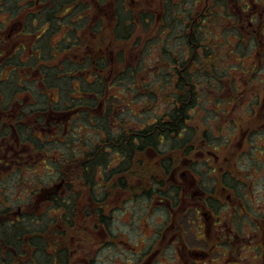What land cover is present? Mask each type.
I'll use <instances>...</instances> for the list:
<instances>
[{
    "label": "trees",
    "instance_id": "16d2710c",
    "mask_svg": "<svg viewBox=\"0 0 264 264\" xmlns=\"http://www.w3.org/2000/svg\"><path fill=\"white\" fill-rule=\"evenodd\" d=\"M77 1L0 0L2 30L5 32L13 23L22 22L18 30L21 44L0 64L3 79L0 80V90L4 96L12 88L18 91L16 132L40 154L43 170L56 173L51 185H59L61 179H65V186L67 184L71 189L65 204L61 201L55 203L56 207L64 206L68 232L75 234L77 231L76 235L85 231V228L75 227L79 223L74 222L78 218L76 209L81 201L91 202L87 199L92 196L89 191V197H83L81 190L73 191L81 188L79 182L89 187L98 181V206L94 217L87 222L89 227L97 222L94 229L98 232L101 228L111 230L112 213L116 215L120 207L115 206L114 201L122 196V191L128 196L124 202L130 201L135 206H147L159 198L160 201H170L175 207L176 203L170 200L171 194L180 190L172 188L171 179L167 181L173 162L179 157H191L201 146L207 145L208 149L218 152L224 145L219 138L229 140L230 133L222 135L230 125L240 130L244 127V131L248 125L245 118L241 117V122L228 118L229 112L220 105L237 101L238 81L242 75L252 82L264 72V55L261 56L264 51L260 52L264 50V0H210L209 7L202 14L196 12L200 0H177L163 5L167 14L159 17L158 31L154 24L156 14L139 17L125 13L119 4L113 8L112 2L96 0L99 7L107 4L106 15L112 24L105 33L102 18L98 17V23H94L99 33L97 40L91 38L89 30L74 22V14H69ZM186 2L190 7L188 11L182 6ZM253 5L258 6L262 17L259 14L243 15L257 11L250 8ZM145 16L149 22H145ZM237 21L240 26L235 27ZM242 21L247 22L245 25L252 22L253 27L244 30ZM59 32L63 36H59ZM228 35L237 37L236 45L230 44ZM150 40H153L152 44ZM3 41H7L5 34ZM249 43L251 47L246 46ZM243 44L245 47H240ZM148 45L152 48L146 55ZM90 49L99 53L96 64L91 61L93 52H88ZM239 53H248L252 62H245L242 56L235 58L234 55ZM150 55L153 58H149ZM157 59L162 60V70L156 64ZM254 66L257 67L256 74L251 72ZM11 68L17 71L11 72ZM158 70L165 77L161 83H158ZM144 73L156 74L157 82L146 87L145 91L135 92L133 85L141 86L139 80ZM108 76L110 78L106 80ZM23 93L30 99L25 100ZM135 97L140 99L139 104L134 103ZM257 98L254 99L256 102L250 103L253 106L249 114L254 113L255 106H260ZM204 101L214 104L216 116L227 115L220 137H215L206 123L203 125L194 119L196 109H207L202 104ZM3 102V109L10 107L8 98ZM124 105L130 108L128 115L123 113ZM56 114H69V119L67 122L65 119L59 122L48 119ZM94 124L96 127L92 126ZM46 127H56L55 134L41 132L39 135L38 129ZM0 129L2 135L11 133L10 128L8 131L3 125ZM89 129H93V134H87ZM73 131H77L78 137ZM80 148L86 159L81 165L83 178L76 177V172H67V164L80 156ZM194 169L201 173L197 165ZM208 172L212 170L207 168ZM229 177L233 179L231 175ZM44 179L47 177L39 175L32 179L18 175L13 186L2 184L7 188H0V208H5L4 199L10 195V190L14 193L21 189L24 197L29 191L44 189L48 184ZM23 197H19L20 204L25 202ZM93 201H96L94 197ZM3 212L4 209L0 210V214ZM166 213L169 216L168 211ZM37 222L47 235L50 224L52 227L58 224V221L52 223L45 214L38 215ZM24 227L19 228L20 233L26 231ZM35 237L38 249L43 248V251L44 235ZM57 255L63 264L68 261L67 250L61 249Z\"/></svg>",
    "mask_w": 264,
    "mask_h": 264
},
{
    "label": "flooded vegetation",
    "instance_id": "af4514ba",
    "mask_svg": "<svg viewBox=\"0 0 264 264\" xmlns=\"http://www.w3.org/2000/svg\"><path fill=\"white\" fill-rule=\"evenodd\" d=\"M37 1L38 0H36V2ZM104 1H106V3L112 2L114 4L113 8L119 4L124 8L125 13L137 14L139 17L144 14H156V22L154 24H156V29L158 31L160 26V24H158L160 20L159 17H161L162 14H167V10L164 9L163 5L175 3L177 0ZM248 2H253V0H248ZM106 3L102 4V7H99L96 0H79L73 3L69 14H74V22H78L83 29L89 30L91 38L97 40L99 33L94 23L99 20L98 17L102 18V31L105 33H108V28L112 26L110 23L111 18L106 15L108 12ZM209 3L210 0H200L197 6L198 9L196 10L197 14L204 13L207 7H209ZM182 6L185 11L190 9L187 2ZM250 8L257 10L258 6L253 5ZM252 14L258 16V10L248 14L244 13L243 15L251 16ZM1 16L2 14H0V23ZM262 16L263 14L261 13L260 17ZM145 18V22H149L148 17L145 16ZM239 19L241 20V17ZM18 22L13 23L9 28L10 30L8 29L5 32L2 30V27H0V64L7 56L13 54L18 48V45L21 44L18 41V35L20 34H18V30L22 26V22ZM243 23L245 25L247 22L242 21V24ZM234 25L237 27L239 25L238 21ZM243 27H253V24L252 22H248V24ZM67 28L68 27H66V30ZM63 32L64 30H62V33ZM154 32L155 31H153V33ZM4 34L7 40L5 42L3 41ZM61 35L63 36V34L59 32V36ZM156 35L155 37L157 38ZM54 39L56 41L57 38ZM90 51L93 52L91 61L96 64L99 53H95L94 49H90L88 52ZM160 61L162 60L157 59L156 62L159 67L162 65ZM10 71H17V69L11 68ZM4 75H7V72ZM1 77L2 76H0V80L2 82L3 79H1ZM109 78L110 76L106 77V80ZM19 95L18 91L14 88H12L10 92H7L5 96L3 95L2 89L0 90V125L5 126L8 131L10 128L11 132L9 135H6V133L2 135L0 129V179L3 177L16 178V175L32 179L35 176L39 177V175L44 177L53 175L55 178L56 173L54 171H44L43 173H39L38 170L35 171L34 166L37 163H41V156L34 151L31 144L21 140L16 132L17 129L15 125H18L17 120L19 115ZM52 95L53 92L50 96ZM22 97L25 100L30 99L25 93L22 94ZM94 97L98 98L99 95H95ZM6 98L10 101V107L3 109L2 104H4L3 101ZM97 111H99V108ZM48 119H56L58 122L61 119H65V122H67L69 114L50 115ZM49 123L50 121L48 124ZM92 126L96 127L95 124ZM241 127L242 126H240V128ZM242 129L243 128H241V130ZM38 131L39 135H41V132L53 135L55 134L56 127L41 128L38 129ZM79 131L84 132L85 130ZM91 131H93V129H91ZM249 131H251V128L247 126L242 133V137L239 139H229L224 142L223 147H225V150L216 152L201 146L191 157H186L185 159L179 157L177 162H173L174 165H172V170L168 173L169 176L167 181L171 179L172 188L174 186L180 190L179 193L172 192L171 194L170 200L175 202L176 206L173 207L170 201H160L159 198L158 200L154 199L150 205L142 206L146 208L164 207L167 208V210L163 209L166 214V220L162 223V228L155 233V238L150 245H145L138 251L135 250V247L131 246L128 240L122 239L118 233H114L112 230L108 231L105 228H101L99 232L95 230L94 228L97 222L91 223L90 227L87 225L88 220L94 217L95 207L98 206V181L93 182L91 185L88 184L89 187H85L82 185L83 183L79 182L78 185L81 186L82 189L75 188L73 191L77 193L81 190L83 192V197H89L90 193L96 199V201H93V197L91 196V199H87V201L91 200V202L81 201L76 209L78 218L74 222H79L78 224H81V227H78V224L75 227L83 228V230L85 228V231L82 233L90 234L92 238L90 242L93 241L91 250L82 252L79 257V260H81L80 264H99L101 260L100 253L103 250L117 247H119V250H123L124 253L129 251V249L134 250L130 253L131 256H129V254H127V256L126 253L124 254L126 256H122L124 261L121 264H170L167 262L168 258L165 257L168 248L162 250L161 247L158 248V245L166 237L167 234H165V231L168 228H175L176 226H178V233L172 236L169 243V247L174 250L172 251L173 264H205L207 260V262L211 261L209 264H212L215 260L219 261L218 259H222V257H225L226 260L219 264H247V262L244 263L241 256H238V254L241 253L237 251V247L232 250L233 243L235 246L244 243L248 244L251 249L253 248L256 251L255 257L253 256L254 264H264V207H252L249 205L250 203L247 202V194L244 193L247 183L242 177H240V179L236 176L238 173H242V168H238V162L241 163L240 160H242L244 156L238 159V162L235 161L234 164V157H237V155L233 157V151L230 152L234 145L237 146V148H242L245 146V143H247V149L243 150L241 153H248V150L252 147V139H250V137L254 135V133H249ZM82 152L83 150L80 148V155L84 159V161H82L84 163L86 159ZM156 163L158 165V162L155 161V165ZM42 165L44 166V164ZM196 165L201 169V173L194 169ZM203 168H206V170H203ZM207 168L211 169L212 172L207 173ZM226 172L229 174H225ZM248 174L251 175L252 172L249 170V173L247 172V175ZM230 175L233 179H230ZM78 176L81 178L84 177L81 170L76 172V177ZM156 176H158V172ZM98 177L99 174L97 172L96 178ZM51 183L53 182H48L44 189L37 191L33 190L34 192L32 193L29 191L27 197L25 196L22 199V201L25 202H22V204H19L16 208L13 201H18L19 198L13 201L11 199H4L5 208H0V210L4 209V212L0 214V224H3L0 227V264H22L24 259H27V263L35 264V262L38 261L36 255H41L44 251L49 259L47 264H63L57 255V252L61 249L64 251L67 250L69 256L68 261L66 260L64 264H72V251L67 249L65 244L68 239H73L74 241L78 240L77 236H81L82 233L76 235L77 231H75V234H70V232H68V227L65 224L67 223L65 220V208L61 205L56 207L55 203L61 201L65 204L71 189L67 188V184L65 186V179H61L59 185L56 184L52 186ZM241 187H244L243 190ZM0 188L6 189L7 187L1 184ZM94 194H96V196H94ZM126 194L125 191H122V196L118 199L123 202L126 199ZM35 197H37L36 200L34 199ZM35 201H37V203ZM126 203L133 204L130 201H125L124 204L126 205ZM112 206H114V204H112ZM242 208H245L247 211H242V215H240L239 212ZM251 209L256 210L257 214L251 216L248 221L246 219L247 213ZM87 211H89L91 216H88L89 214H87ZM167 211L169 216H167ZM40 214H45L52 223L58 221V224L53 225V227L50 224L48 228L49 235L45 234L44 230L39 228L37 217ZM112 215L114 220L112 222L113 225L116 219L114 217L115 214L112 213ZM181 216H183V218H181ZM238 224L243 225V233L240 232ZM19 226L24 227L26 231L20 233ZM246 226L251 230V232L248 231L247 234L245 233ZM183 229L193 233L194 237L191 244H187L183 241ZM195 229L197 231H195ZM50 233L54 235L51 236ZM98 233L105 237L104 240H101L100 244L97 243L98 237L96 234ZM37 235L39 237L44 235L43 242L45 243V248L43 251V248L38 249L39 245H37V237H35ZM95 237L96 239L94 240ZM210 239L215 240L211 241ZM4 260H7L8 263H5ZM163 260L165 261L163 262Z\"/></svg>",
    "mask_w": 264,
    "mask_h": 264
},
{
    "label": "rangeland",
    "instance_id": "374dc122",
    "mask_svg": "<svg viewBox=\"0 0 264 264\" xmlns=\"http://www.w3.org/2000/svg\"><path fill=\"white\" fill-rule=\"evenodd\" d=\"M245 29L247 28H244V30ZM227 39L230 42V44H235V45L237 44L238 40L235 35H228ZM150 41H151L150 44H152L153 40H150ZM221 41H224V38H222ZM244 45L245 44L241 45L240 47H245ZM246 46L251 47V43L247 44ZM150 48H152V45H148V47L146 48L145 50L146 55L148 54ZM263 51L264 50L262 49L260 52H263ZM247 54L248 53L241 55L239 53L237 55H234V57L239 59L242 56V57H245L243 59L245 60V62H252V59H250L249 58L250 56H247ZM263 55L264 54H262L261 56ZM149 58H153V55H150ZM160 68L162 70V66H160ZM252 71L255 72L256 74L258 72L257 67L254 66L251 72ZM225 72H228V71H225ZM234 72L237 73V71H234ZM243 76L244 75H242V77L238 81L239 92H238L237 101L233 102L232 104H227V105L222 104L220 106L222 108H225L226 109L225 111L229 112L228 118H235L236 121L241 122L242 120L241 117H244L245 122L248 123L247 126L253 129L249 131V133L252 132L254 133V135L250 137V139H252V143H251L252 147L250 148L251 145L249 146L250 149L248 150V153L247 154L241 153L243 150L247 149L248 147L246 146L248 145L247 143H245V146H243L242 148H237V146L234 145L230 152L233 151V157L234 155H237V157H234L235 158L233 161L234 164H235V161L238 162V159L244 156L243 159L240 160L241 163L238 162V168L239 169L242 168V173H238V175L236 176L238 178L242 177L247 183L244 193L247 194L246 197L248 198L247 202L250 203L249 205L252 207L262 208L264 207V72H262L260 76L258 75L257 77L259 78L256 77V80H252V82H248L247 80L244 79ZM164 79L165 77L163 76V73H161L158 70V83H161L162 80ZM139 81L141 83V86H138L135 84L133 85V89L135 92L139 90L145 91L146 87H150L156 84L157 76L156 74L148 75L144 73ZM256 96L258 97L257 100H259L260 106H255L254 113L252 112L253 114L252 113L249 114V112H251L249 109L250 107L253 106V104H250V103H253V101L256 102L254 100ZM133 100L135 104H139L138 102H140L139 101L140 99H137V97H135ZM205 101L202 104L207 109H204V110L202 109L201 111L200 109H196L195 110L196 114L194 116V119H196V122L201 123L203 125L206 123L210 127L212 134L215 137H220L221 136L220 129H221V126L227 122V119H226L227 115L223 117L221 115L216 116L217 112L215 111L216 107L214 106V104L211 103V101L209 102L208 101L205 102ZM132 106H133V103H132ZM163 106H164V103H163ZM122 110L125 111L123 112L124 115L125 114L128 115L130 112V108L127 105H124ZM247 118L250 119L251 122H248ZM223 131L224 132L222 136L230 133L229 139H239L242 133L244 132L234 125L233 126L230 125ZM93 132L94 131H91V129L87 130V134H93ZM73 134H75L76 137H78L77 131H73ZM219 140L221 144H223L226 141L220 138ZM206 147L208 148L207 145ZM218 150L220 151L225 150V147L222 146L221 149H218ZM40 159L42 160V158ZM62 160L63 159H61V161ZM82 161H84V159L80 155V156H77L75 161H70L69 163L67 162L68 163L67 167H69L67 172L68 173L77 172V171L79 172L80 170H82L81 169V165L83 163ZM42 167L43 165L41 163H37L35 169L38 170L39 173H43L44 170ZM203 170H206V168H203ZM249 170L252 172L251 175L249 174L247 175V172L249 173ZM49 171L50 170L48 169L47 172ZM14 179H8V178L3 177L2 179H0V185L4 184V185H9V187H11L13 186ZM53 179L55 178L52 175L50 176V178L47 177V179H44L45 180L44 182L45 183L49 181L54 182L55 180ZM244 187H241V189L243 190ZM6 192L8 193V191ZM9 193L10 195L7 196V198L5 196V198L11 199L12 201L15 200L16 198L23 197V195L21 194V189L14 193H12V190H10ZM25 196L27 197V194H25ZM118 198L116 199V201H114V204L115 206H120V207L115 215L116 220L113 223L111 230L114 233H118V235L121 236L122 239L128 240L131 246L136 248L135 249L136 251L141 250L145 245H150L152 240L155 238V233H157L162 228V223L164 222V220H166L165 212L163 208H159V207L146 208L142 206H135L134 204H130V203L128 204L126 203L125 205L124 201L121 202ZM126 198H128V196ZM20 202H21L20 200L13 201V203L15 204V208L20 204ZM142 204L144 203L142 202ZM242 211L246 212L247 210L245 208H242L239 212L240 215H242L241 214ZM256 214H257L256 210L251 209L248 211L246 219L249 221V218H251V216L256 215ZM181 218H183V216H181ZM238 228L240 229V232L243 233L242 232L243 225L238 224ZM245 229H246L245 230L246 234L248 231L251 232V230L248 229V226H246ZM195 231L197 230L195 229ZM177 233H178V226H176L175 228H168L165 231V234H167L166 237L158 245V248L161 247L162 250H165L168 248L167 254H165V257L168 258L167 262L170 264L174 263L173 252H172L174 250L171 247H169V243H170L172 236H175V234ZM96 236L98 237V242H97L98 244L101 243V240L105 239L104 235L101 236L100 234H96ZM193 237H194L193 233L183 229V241L185 243L191 244ZM77 239L78 240H75V241L73 239H68L65 244L66 248L72 251V255L74 256V257L72 256V259H71L72 264H80L81 260H79V257L81 256L82 252H84L83 250L90 251L91 245L93 243V241L90 242L92 239L90 234L82 233L81 236H77ZM95 239L96 237L94 238V240ZM210 240L214 241L215 239H210ZM235 247H237L238 248L237 251L241 253V254H238V256L239 257L241 256V258H243L244 263L247 262V264H254L253 256L255 257L256 251L253 248L251 249L249 245L246 243L239 245V246H235V244L233 243L232 250H234ZM99 248H100V245H99ZM118 248L119 247L108 249V250L106 249L103 250L100 253V256H101L100 258L102 261L100 260L99 264H121L124 261V259H122V256L124 257L127 254L131 256L130 253L134 251L133 249H129L130 252L127 251L125 252L126 255H124L125 253L123 252V250H119ZM215 256H218V255H215ZM36 259L38 261L35 262V264H47V262L49 261L45 251H44V256L43 254L36 255ZM26 260L27 259H24L22 264H31V263H27ZM218 260L219 261L215 260L212 264H219L220 262L225 261L226 258L222 257V259H218ZM4 261L5 263H8L7 260H4ZM164 261L165 260H163V262ZM207 261L205 262V264H209L211 262V261L209 262Z\"/></svg>",
    "mask_w": 264,
    "mask_h": 264
}]
</instances>
